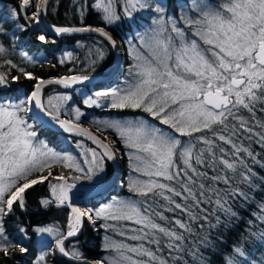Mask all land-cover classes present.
Instances as JSON below:
<instances>
[{
    "label": "snow or ice",
    "instance_id": "1",
    "mask_svg": "<svg viewBox=\"0 0 264 264\" xmlns=\"http://www.w3.org/2000/svg\"><path fill=\"white\" fill-rule=\"evenodd\" d=\"M62 3L0 0V264H264V0H68L49 23ZM82 181L129 195L79 206Z\"/></svg>",
    "mask_w": 264,
    "mask_h": 264
},
{
    "label": "trees",
    "instance_id": "2",
    "mask_svg": "<svg viewBox=\"0 0 264 264\" xmlns=\"http://www.w3.org/2000/svg\"><path fill=\"white\" fill-rule=\"evenodd\" d=\"M215 2V0H213ZM68 6V0H63V3L61 4L60 7V16L58 18L56 17H50L48 19L49 23L57 22V23H62L64 22V15H65V8ZM93 20L90 19L88 23H92ZM83 37L80 35H77L75 37H70L64 40L59 41L58 46H56L54 49H49L47 51H41L39 54H37L34 50L32 52L33 55H39L40 59H44V57H47L49 60H53L54 56L59 54V52L62 49H67V50H74L77 53H80L79 49H76L75 47V41L77 39H82ZM17 60L19 61V57H17ZM114 60V55L110 57V60L106 62V67L105 71L103 73H99L96 76H105L107 73L111 72V62ZM124 61H126V56L124 55ZM71 67V65H68ZM126 66V65H125ZM34 70L36 74L42 75V76H48V75H60L66 72V68H58V69H50L47 64L45 63L43 67L37 66ZM23 84L25 86H28L30 82L24 81ZM115 85V80H112L110 82H106L105 84H94L91 86H88L84 89L86 94H90L91 91L99 89L101 87H107V86H114ZM52 90L51 88L48 89V91ZM58 91H64L59 88H57ZM70 94L73 96L74 101L79 104L81 107L82 101H81V95H77L75 91H70ZM88 113V120H91L92 117H99V118H104L107 116H117V115H132L131 111L125 113V114H118L115 111H107V110H100V109H86ZM40 138L46 140V142L49 143L51 147L56 148L57 150H72L74 149V145L72 144V141L74 139H77L76 137H71L70 135L62 132H55L52 130H49L47 128H43L40 130ZM127 171V161L126 158L122 164V173H126ZM111 177V175H110ZM109 177V178H110ZM118 184V183H117ZM121 195V196H126L129 195L127 193L126 188H120V187H115L112 191L108 193V195L104 194H98L94 197H90L82 202L83 207H99L101 202L107 203L108 200L111 199V196L113 195ZM57 215V218L63 219L62 215L59 214H54ZM85 235L89 239V245L87 246V254L92 257V258H100L105 253L100 247L101 244V238L104 235L103 230H101L100 234L97 235L94 232H91L90 230L86 231ZM83 239V237H82ZM259 255V253H257Z\"/></svg>",
    "mask_w": 264,
    "mask_h": 264
},
{
    "label": "water",
    "instance_id": "3",
    "mask_svg": "<svg viewBox=\"0 0 264 264\" xmlns=\"http://www.w3.org/2000/svg\"><path fill=\"white\" fill-rule=\"evenodd\" d=\"M114 57H115V55H114ZM115 59H119V60H121L122 61V54L120 55V57H115ZM111 79V77H109V76H106V77H95V79L91 82V83H89L88 85H92V84H98V83H103V82H105V81H108V80H110ZM75 88L76 87H81V86H79V85H77V86H74ZM52 130H55V131H58L57 129H55V128H53ZM120 172H121V166H120V169L119 170H117V174H120ZM80 187H83L84 188V190L85 191H87L88 189H93L94 190V192H93V194L94 193H99V191L97 190V189H95L94 187H92L91 185H87V186H82V185H80ZM110 189V187L108 188V190ZM106 192V191H105ZM88 193V192H87ZM86 194V193H85ZM85 197V196H84ZM84 197H82V198H80V199H75V203L77 204V205H80V203L84 200Z\"/></svg>",
    "mask_w": 264,
    "mask_h": 264
},
{
    "label": "rangeland",
    "instance_id": "4",
    "mask_svg": "<svg viewBox=\"0 0 264 264\" xmlns=\"http://www.w3.org/2000/svg\"><path fill=\"white\" fill-rule=\"evenodd\" d=\"M215 2H218V0H215ZM122 54H123V53H122ZM49 92H51V90H50ZM75 93H76L77 95H80V93L77 92V91H75ZM81 184H83V185H90V183L87 182V181H82ZM82 192H83L82 190H79V192H76V193H75V198H77V197H81Z\"/></svg>",
    "mask_w": 264,
    "mask_h": 264
}]
</instances>
